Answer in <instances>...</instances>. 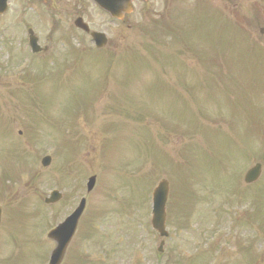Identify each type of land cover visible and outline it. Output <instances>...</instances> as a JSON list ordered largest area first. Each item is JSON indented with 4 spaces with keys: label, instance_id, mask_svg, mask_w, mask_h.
I'll return each mask as SVG.
<instances>
[{
    "label": "rangeland",
    "instance_id": "rangeland-1",
    "mask_svg": "<svg viewBox=\"0 0 264 264\" xmlns=\"http://www.w3.org/2000/svg\"><path fill=\"white\" fill-rule=\"evenodd\" d=\"M260 1L232 0L233 4L228 5L225 11H218L220 12L218 15L226 14L239 20L242 26L239 29H249V42L256 43V48L264 49V34L259 35L258 31L256 32L257 23L261 22L262 27L264 26L262 14L259 11L262 6ZM148 6L159 12L155 14L157 16L162 12L158 10L164 6L163 0H150ZM190 6L191 4H183V6L178 7L180 11H163V14L156 17L155 21L159 20L158 23L165 25L169 22L175 25V18L172 13L168 12H190ZM45 14L50 15L42 11L38 15L25 17V22L35 27L37 33L41 36L42 43L48 45L53 43L56 53L51 51L50 55L45 54L37 57L29 55L22 33L17 34V31H15L22 19L18 18L16 14H10L0 27V66L3 65L2 61H7L4 53L6 46L9 44H11V58L16 59L17 68L7 71L8 73L13 74L20 71L26 66H30L33 61L40 64L41 60H57L53 65H48V79L41 81V85L35 92H33L30 82L23 83L17 80L0 83L1 114L6 121L9 118L10 120L14 119L12 124L3 122L9 132L8 139L2 140L5 135L0 132V171L7 166L4 159L11 161L10 159L25 156V160H21L23 167L18 170V173H24L22 180L25 183H31L29 181L32 180L31 186L27 187L24 184L26 187L24 196L19 198V192H16L11 193L9 197L10 213H8V219L4 218V221L9 224L8 231L3 233L4 236L10 235L8 240L11 245L5 243L3 245H5L4 251L7 250L4 258L10 252L11 264H29V258L42 253L45 255V249L49 248L48 243L38 239V227L32 223L39 219L42 220L43 225L53 226L60 221L70 210V206L76 202L78 196L84 195L85 188L83 185L88 176H96L95 188L86 197V206L89 212L97 214L101 209L112 206L115 196L118 198L117 201L124 203L126 202V199L123 200L124 197L129 194L136 203L146 191L147 186V182L143 180L141 175H147L148 173H157L160 178L167 181L169 205L171 209H179L190 206L196 201L195 186L203 187L208 193L216 194L221 189L228 188V185L224 183L226 177L222 175L223 173H228V170H230V173H244L248 167L264 157V147H260L262 141L257 137L248 139L245 145L242 146L246 155L243 160L240 145L233 146L234 153L232 154H229L226 150L230 142L237 143L236 135L228 138L215 135L213 137V147L216 152H219L218 158L214 159L212 164L203 158H200V161L198 160L202 144L197 135L189 137L191 134L187 133L188 131L193 132V126H188L189 123H192L191 114L194 110L197 111L195 107L199 104L208 107L203 108V110L211 114L214 112L210 109L223 108L225 106L224 97L228 94L227 87L233 85V82L231 80L228 83L223 82V77L227 73L221 65L216 66V76L210 74L207 76V81L196 79L194 75H207L206 72L199 69L200 62L180 51L175 40L173 38L171 40L166 39L163 32H161L159 43H155L151 39L155 37L151 32L153 29L152 19H149L143 11H136L133 16L125 18L124 22L130 29L120 26L117 37L110 43L109 52L113 51L115 53L111 64H108L111 65L110 69L106 66V71H103L104 66L102 68L98 62L89 61L79 67L74 76L66 77L67 75H65L66 78L59 82L55 78V75L59 72L55 71L58 68L60 69L64 63L62 57L59 56V51L64 47L54 41V37L60 34L57 31L58 29L53 28L52 22L44 17ZM55 18L58 20L57 16ZM89 22L96 28H104V24L109 23L105 16L95 11H89ZM61 23L63 25L67 24L64 21ZM178 25L181 24L178 23ZM52 29L54 33L50 37L49 33ZM147 31H149L150 36L145 37ZM51 39L52 41H50ZM72 43L77 45L76 39ZM231 44L230 55L232 61L245 74L248 91L253 101L264 103V69L258 75H254L258 71L255 65L247 64L243 59L245 46L238 43L236 39H232ZM115 45L117 49H115ZM199 48L205 54L204 48ZM224 53L227 56L229 55L228 52ZM167 55L174 56L179 61L183 69L181 72L186 76V79H184L187 86L185 90L180 86L178 87V72L173 69L171 72L168 70L169 66L175 64L172 58H165L164 66L166 69H163L161 63L163 57ZM136 58L149 65L132 63ZM10 62L9 57L8 63L10 64ZM103 74L107 83L102 80ZM152 77L164 78L163 83L170 87L172 94L179 101V94L182 95L183 104L180 102L179 104L173 103L170 99L158 103L161 99L159 96L151 97L148 90L152 83ZM95 86L97 89L102 87L100 91L103 92L93 98L95 93L88 92L95 91ZM193 88L197 89L189 95L188 92ZM255 89L260 92L256 93ZM244 90L247 91L245 88ZM12 91L31 92L29 94L38 95L39 99H35V101H40L42 105L34 107L31 102L24 104L8 98ZM255 93L258 99L254 98ZM165 96L166 93L164 92L162 98L165 99ZM32 99L28 96L27 101ZM11 102H17L20 105L19 109H22V111L15 112L16 114L11 112ZM14 104L16 105V103ZM167 105L169 106L167 107ZM181 105H184L182 115H180ZM13 114L15 116L11 117ZM74 117L77 118L75 128L72 126ZM48 118L51 123L50 126L49 123H45ZM42 119H45V122ZM162 120L165 122L164 124ZM18 123H21L23 128L20 129ZM247 124L248 127L254 128L253 118L249 110ZM38 126L43 131L38 132ZM19 130H21V136L17 138L15 135L14 137L15 132ZM10 131L12 136H10ZM6 143L11 144V146L16 145L10 148L8 155H5V151L10 145ZM185 152L190 153L193 158L190 167L199 166L196 167L194 173H176V168L171 163V161L177 160L179 153L183 154ZM44 155H49L51 161L49 166L43 169L40 167V159ZM165 157L169 159L171 166H165L164 172L167 173H159V169L163 168L165 164H169L164 159ZM15 162L18 163L17 160ZM203 163L211 166L204 169ZM262 163L263 173L264 162ZM30 173H37V177L35 178V175L31 177ZM65 173L76 174H73L72 179H69ZM64 175L67 177H64ZM220 175H222V184L215 183L216 178L214 176ZM11 180H19V177L13 173H0V191H8ZM55 181H61L58 182L61 184L59 188L65 194H68V200H65L64 205H58L51 210L44 207L42 200L39 204L34 200L47 196L50 188L55 187L52 184ZM209 184H213L212 191L207 188ZM37 185H40L41 188L35 194L29 188ZM74 197L76 198L73 201ZM110 197L113 199L112 202ZM217 197L218 199L213 202L214 205L219 200L218 195ZM17 199L23 201L21 202V208L23 212L29 211L26 216L29 219L23 215L21 209L17 206ZM199 207L208 206L200 205ZM37 210L42 213L39 215ZM148 210L149 207L137 211L129 209L128 212L131 217H128V219H122L121 215L113 212V215L108 217L101 225L104 228L101 234L111 233L110 228L114 229L116 226V230L113 232L115 236H112L115 241H118L122 238L117 232L120 221H132L130 235L123 237L122 240L131 238L134 235L136 243L138 242L136 247H141V250L142 247L143 250L148 249V252L142 250L137 256L136 261L139 264L153 263L151 257L154 248L147 228ZM53 211L58 214L56 219L51 216ZM110 211L112 210L110 209ZM42 214H47V217L45 218V215ZM200 219L201 217H199V222ZM210 223L215 224L216 222L210 219L202 231H206ZM126 232H129V230L122 231V234ZM186 234L187 232H182L180 237H175L172 232L170 246H175L174 250L179 249L183 254L189 255L192 251H189V249L193 245H191V238ZM183 238L185 241L182 240ZM75 242H78V238H75ZM3 245H0V253ZM7 246L9 247L6 248ZM82 254L90 262H94L93 264L102 259L99 244L92 243L87 237L83 239ZM128 256L122 263L127 261Z\"/></svg>",
    "mask_w": 264,
    "mask_h": 264
},
{
    "label": "water",
    "instance_id": "water-1",
    "mask_svg": "<svg viewBox=\"0 0 264 264\" xmlns=\"http://www.w3.org/2000/svg\"><path fill=\"white\" fill-rule=\"evenodd\" d=\"M259 172V166H255L253 169H251L248 173V175H252L253 173H258ZM248 177V176H247ZM93 184V179L89 180V185H88V189L91 188ZM165 190H166V185L165 183H161L158 186V189L155 191L153 199H154V212L156 211H160V216H162V211H163V204H164V200H165ZM53 195V194H52ZM53 198V196H52ZM82 206V204H81ZM76 218V213L73 214L70 218L66 219V221L63 223L64 225L61 228L66 227V225L73 220H75ZM162 217H160V219H162Z\"/></svg>",
    "mask_w": 264,
    "mask_h": 264
},
{
    "label": "flooded vegetation",
    "instance_id": "flooded-vegetation-1",
    "mask_svg": "<svg viewBox=\"0 0 264 264\" xmlns=\"http://www.w3.org/2000/svg\"><path fill=\"white\" fill-rule=\"evenodd\" d=\"M8 11H20V8H9ZM0 258H2V259L4 258V252L0 253ZM2 259H1V261H2ZM1 261H0V263H1Z\"/></svg>",
    "mask_w": 264,
    "mask_h": 264
}]
</instances>
